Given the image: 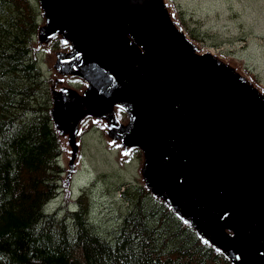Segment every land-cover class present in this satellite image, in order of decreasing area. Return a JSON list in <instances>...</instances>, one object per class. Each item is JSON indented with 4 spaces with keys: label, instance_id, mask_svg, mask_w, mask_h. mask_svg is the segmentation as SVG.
<instances>
[{
    "label": "water",
    "instance_id": "95a60500",
    "mask_svg": "<svg viewBox=\"0 0 264 264\" xmlns=\"http://www.w3.org/2000/svg\"><path fill=\"white\" fill-rule=\"evenodd\" d=\"M36 3L66 197L98 129L121 166L138 153L137 184L202 243L264 264V83L192 37L170 0Z\"/></svg>",
    "mask_w": 264,
    "mask_h": 264
},
{
    "label": "trees",
    "instance_id": "16d2710c",
    "mask_svg": "<svg viewBox=\"0 0 264 264\" xmlns=\"http://www.w3.org/2000/svg\"><path fill=\"white\" fill-rule=\"evenodd\" d=\"M40 21L36 0H0V264H229L136 183L119 188L111 230L93 188L48 214L63 167L31 49Z\"/></svg>",
    "mask_w": 264,
    "mask_h": 264
},
{
    "label": "rangeland",
    "instance_id": "374dc122",
    "mask_svg": "<svg viewBox=\"0 0 264 264\" xmlns=\"http://www.w3.org/2000/svg\"><path fill=\"white\" fill-rule=\"evenodd\" d=\"M188 33L206 48L243 61L247 69L264 83V0H171ZM194 32V35H193ZM44 55H37L47 81ZM108 150L98 129L83 137L84 165L72 182V195L62 188L57 203L61 210L75 206L84 191L93 188L95 217L104 230H111L118 217L123 184H137L139 156L121 166L117 152ZM63 176V175H62ZM74 186V190H73ZM122 191V190H121ZM104 222V223H103Z\"/></svg>",
    "mask_w": 264,
    "mask_h": 264
}]
</instances>
